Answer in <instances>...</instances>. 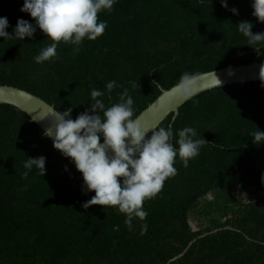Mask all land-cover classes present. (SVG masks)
<instances>
[{"label":"trees","instance_id":"trees-1","mask_svg":"<svg viewBox=\"0 0 264 264\" xmlns=\"http://www.w3.org/2000/svg\"><path fill=\"white\" fill-rule=\"evenodd\" d=\"M23 2L0 0L9 34L18 18L35 24L20 11ZM251 2L226 0L224 8L220 0H117L97 14L107 22L101 36L85 38L76 53L60 42L56 58L43 63L34 57L52 41L38 28L24 40L0 37V86L31 93L57 111L73 107V120L89 107L90 89L104 93L98 99L106 107L127 89L136 118L185 71L264 62V41L248 45L236 27L248 21L254 34L264 32ZM108 81L120 87L108 93ZM173 117L159 126L172 127L173 145L184 127L208 144L186 168L176 159L177 174L144 201L148 215L134 218L129 231L115 207L84 209L95 193L82 189L70 159L26 114L0 105V264H166L191 242L171 264H264V143L250 137L264 131V82L206 91ZM39 156L46 158L45 175L33 169L25 177V160Z\"/></svg>","mask_w":264,"mask_h":264},{"label":"clouds","instance_id":"clouds-1","mask_svg":"<svg viewBox=\"0 0 264 264\" xmlns=\"http://www.w3.org/2000/svg\"><path fill=\"white\" fill-rule=\"evenodd\" d=\"M220 2L222 7H228L226 0ZM115 3L117 0H24L20 11L28 13L35 24L18 18L13 34H9L6 31L9 27L7 17H0V37L3 40L9 37L24 40L25 37L32 38L38 28L52 41L34 57L36 63H43L56 58L60 42L72 44L73 53H76L85 38L92 41L101 36L107 22L98 21L97 14L102 10L110 12ZM251 8L257 21L264 22V0H252ZM230 11L238 14L235 7ZM236 27L248 38V45L264 41V32L254 34L251 31L252 23L241 21ZM262 68L264 65L260 68V79L264 82ZM199 79L198 73L183 72L174 86L175 94L185 99L190 97ZM211 83L221 87V81L214 72ZM104 87L111 93L120 85L116 81H108ZM103 95L99 89H90L89 107L74 120L70 117L73 107L63 111L50 107L54 110V130L48 128L42 135L50 138L53 148L69 158L82 174V189L95 193L82 207H115L124 214V224L131 231L134 218L144 221L148 215L143 208L144 201L155 198L164 181L177 174L174 167L176 159L179 158L186 168L189 160L198 156L201 147L208 143L204 138H197L193 127H184L177 130L178 138L173 145L170 125L153 130L141 127L138 118L133 116L134 101L127 89L119 93L118 102L109 107L98 99ZM250 137L256 145L264 143V131L256 128ZM45 163L44 156L27 157L23 175L26 177L36 169L35 174L43 177ZM261 179L264 182V174ZM146 230L147 225L142 224L140 234Z\"/></svg>","mask_w":264,"mask_h":264},{"label":"water","instance_id":"water-1","mask_svg":"<svg viewBox=\"0 0 264 264\" xmlns=\"http://www.w3.org/2000/svg\"><path fill=\"white\" fill-rule=\"evenodd\" d=\"M262 65H264V62H255L248 65L223 68L200 74V79L194 86L195 91L193 95L185 99L175 94L174 87L169 90H162L161 95L136 118H138L142 128L149 130L156 129L170 115H173V120H175L179 109L192 98L206 91L219 88V86L211 83L213 72L221 81V87L241 83L262 82L260 79V68ZM261 76L264 78V68L261 70ZM0 105L12 106L20 112L26 114L31 122L39 126L43 132L48 128L54 130V110L50 108L54 107L31 93L12 86H0ZM148 134L150 135V131ZM109 154L111 153L109 152ZM217 231L218 230H215L212 233H216ZM206 235L207 234L204 236ZM192 243L193 242L189 244L186 250L166 264H171L172 262L182 258Z\"/></svg>","mask_w":264,"mask_h":264}]
</instances>
